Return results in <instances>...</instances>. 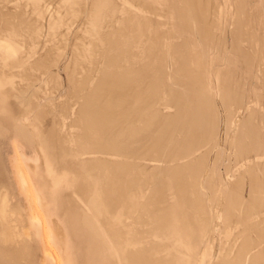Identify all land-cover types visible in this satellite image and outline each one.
<instances>
[{
    "label": "rangeland",
    "instance_id": "374dc122",
    "mask_svg": "<svg viewBox=\"0 0 264 264\" xmlns=\"http://www.w3.org/2000/svg\"><path fill=\"white\" fill-rule=\"evenodd\" d=\"M225 2L0 0V264H264V2Z\"/></svg>",
    "mask_w": 264,
    "mask_h": 264
},
{
    "label": "bare ground",
    "instance_id": "6f19581e",
    "mask_svg": "<svg viewBox=\"0 0 264 264\" xmlns=\"http://www.w3.org/2000/svg\"><path fill=\"white\" fill-rule=\"evenodd\" d=\"M234 1V0H233ZM264 2V0H261V2ZM224 2H225V0H224ZM227 2V1H226ZM225 2V3H226ZM227 3H229V2H227ZM226 3V4H227ZM258 3V2H257ZM256 3V4H257ZM233 4H235V2L233 3ZM262 4V3H261ZM258 5H259V3H258ZM225 6V5H224ZM232 6V5H231ZM223 7V6H222ZM233 7V6H232ZM235 7V6H234ZM246 7V6H245ZM237 8V7H236ZM262 8H264V7H262ZM232 9V8H231ZM243 9V8H242ZM241 9V10H242ZM259 9V8H258ZM224 10V9H223ZM226 10H229L228 9V6L226 7ZM225 10V11H226ZM237 10V9H236ZM239 10V9H238ZM246 10V9H245ZM244 10V16H245V12L247 13V11H245ZM260 10V9H259ZM262 10V9H261ZM260 10V11H261ZM225 11H223V12H225ZM260 11H259V13H260ZM222 12V13H223ZM226 12H228V11H226ZM264 12V11H263ZM229 13H231V10L229 11ZM233 13H234V11H233ZM237 13V12H236ZM227 15H229V14H227ZM234 15H235V13H234ZM239 15H240V13H239ZM261 15V14H260ZM264 15V14H263ZM223 16L225 17V14H223ZM231 16H232V14H231ZM246 16H248V15H246ZM226 17H228V16H226ZM250 17V16H249ZM223 18V17H222ZM240 18H241V16H240ZM245 19V18H244ZM247 19V18H246ZM245 19V20H246ZM223 22H226L225 21V19L223 18ZM232 20H234L233 18H232ZM232 20H230V22L232 21ZM241 20V23L243 24L244 23V21H242V19H240ZM248 21H249V19H248ZM245 23H246V21H245ZM247 23H250V21L249 22H247ZM260 23V22H259ZM225 24V23H224ZM262 24V23H261ZM226 25V24H225ZM250 25V24H249ZM223 28H224V26H223ZM243 28V27H242ZM221 29V28H220ZM250 31V30H249ZM242 32H243V30H242ZM208 34V33H207ZM221 34H223V33H221ZM246 34H247V32H246ZM250 35H252L251 34V32H250ZM250 35H249V37H250ZM11 36V35H10ZM204 36H205V34H204ZM209 36V35H208ZM207 36V37H208ZM242 36H243V33H242ZM244 37V36H243ZM209 39H210V37H208ZM208 38H207V40H208ZM230 38V37H229ZM257 38V37H256ZM204 39V38H203ZM251 39H252V36H251ZM205 40V39H204ZM247 40V39H246ZM221 41H223V40H221ZM248 41V40H247ZM253 41V40H252ZM209 42H210V40H209ZM250 42V41H249ZM247 43V42H246ZM252 43V42H251ZM253 43H254V41H253ZM252 43V44H253ZM228 44V43H227ZM211 45H212V43H211ZM242 45V44H241ZM215 46V45H214ZM239 46V45H238ZM244 46V45H243ZM248 46V45H247ZM256 46V45H255ZM258 46V45H257ZM257 46H256V50H257ZM212 47V46H211ZM223 47V46H222ZM250 47H251V45H250ZM248 48V47H247ZM254 48V47H253ZM0 49H5L6 51H4V54L6 55V56H15L16 54H17V52H18V48H17V41H15V40H13L12 39V37H9V38H5V39H1L0 38ZM214 49V48H213ZM249 49V48H248ZM261 49V48H260ZM244 50V49H243ZM250 50H251V48H250ZM210 47H209V54H210ZM225 51V50H224ZM246 52H247V54H249L250 52L248 51V50H245ZM254 51V50H253ZM212 52V51H211ZM252 52V51H251ZM260 52L261 51H259V54H260ZM222 53V52H221ZM227 54H228V52H226ZM262 53H263V49H262ZM223 54V53H222ZM256 54V53H255ZM254 54V55H255ZM215 55V54H214ZM251 56H252V54H250ZM264 55V54H263ZM263 55L261 56V57H263ZM228 56V55H227ZM250 56V57H251ZM257 56V55H256ZM236 57V56H235ZM225 58H226V56H225ZM238 58V57H237ZM252 58V57H251ZM130 59V58H129ZM223 59V58H222ZM236 59V58H235ZM246 59H248V56H245V60L244 61H246ZM259 59H260V57H259ZM232 60H233V58H232ZM248 60H250V59H248ZM248 60L246 61V62H248ZM252 60V59H251ZM251 60H250V62H251ZM256 60V59H255ZM261 60V59H260ZM133 61V60H132ZM225 61V60H224ZM262 61H263V58H262ZM262 61H261V63H262ZM211 62V61H210ZM238 62V61H237ZM134 63V62H133ZM249 63V62H248ZM252 63V62H251ZM263 63H264V61H263ZM213 64V63H212ZM243 65H245V63H242ZM247 64V63H246ZM133 65V64H132ZM210 65H211V63H210ZM253 65H254V63H253ZM255 65H258L257 63L255 64ZM131 66V65H130ZM239 66V65H238ZM260 66H262L261 67V69H262V71H263V65H261L260 64ZM250 67H253V66H250ZM258 67V66H257ZM245 68H247V67H245ZM244 68V69H245ZM253 69V68H252ZM218 70H220V69H218ZM248 70V69H247ZM251 70V69H250ZM258 70H259V68H258ZM239 71V70H238ZM241 71V70H240ZM259 72V71H258ZM217 73L218 72H215V74H216V76H217ZM239 73V72H238ZM264 73V72H263ZM249 75H252V74H250L249 73ZM248 75V76H249ZM215 76V77H216ZM241 76H242V74H241ZM260 76V75H259ZM262 77V76H261ZM218 78V77H217ZM244 78V77H243ZM249 78H250V76H249ZM263 78V77H262ZM258 79H259V77H258ZM257 79V80H258ZM222 80V79H221ZM263 80V79H262ZM260 81V80H259ZM258 81V82H259ZM218 82V81H217ZM216 82V83H217ZM264 82V81H263ZM219 83V82H218ZM218 83H217V85H218ZM233 85V84H232ZM234 86V85H233ZM260 86H263L264 87V85H263V83H262V85H260ZM262 88V87H261ZM260 88V89H261ZM216 89H217V86H216ZM261 91V90H260ZM218 92V91H217ZM264 92V91H263ZM240 93V92H239ZM264 93H262V96H264L263 95ZM225 97H226V94H225ZM260 98H262L261 96H260ZM226 99V98H225ZM244 100V99H243ZM223 101H224V99H223ZM233 101V100H232ZM256 101H257V99H256ZM261 101V100H260ZM246 102V101H245ZM225 103V102H224ZM234 103V102H233ZM237 103H238V101H237ZM258 103V102H257ZM256 105V104H255ZM237 106H238V104H237ZM256 106H258V104L256 105ZM262 106V105H261ZM250 107V106H249ZM231 108H233L232 106H231ZM234 108H235V103H234ZM247 108H248V106H247ZM262 108V107H261ZM263 108H264V103H263ZM245 109H246V107H245ZM240 111H241V109H240ZM239 113V112H238ZM237 114V113H236ZM235 114V115H236ZM240 114V113H239ZM244 129V128H243ZM233 138V137H232ZM235 138H236V135H235ZM254 143H256V142H254ZM241 144V143H240ZM244 145V144H243ZM256 148H259V147H256ZM261 148V147H260ZM245 149H243V151H244ZM252 150H253V148H252ZM252 150L250 151L251 153H252ZM43 151V150H42ZM254 151H255V149H254ZM255 152H257V151H255ZM255 152H253V154L255 153ZM44 153V152H43ZM239 153V152H238ZM246 153V152H245ZM45 155H46V158H47V154L46 153H44ZM252 155V154H251ZM258 158V157H257ZM256 157H254V159H257ZM263 158V157H262ZM243 159V158H242ZM36 160V159H35ZM49 160V159H48ZM259 160H260V158H259ZM256 161V160H255ZM243 162V161H242ZM245 162H246V160H245ZM247 162H248V160H247ZM246 162V163H247ZM260 162V161H259ZM257 163V162H256ZM242 165V167H243V164H241ZM52 166L53 165H51V164H49V162H47V161H45V160H43V162H42V164H40L39 163V160L37 159L36 161H34V164H33V174H34V176L37 178V176L36 175H38V178L39 177H42V175L44 176V177H46L47 179H48V181H47V185L48 186H41L42 188H40V186H38V181L37 182H34V184L36 185L35 187H36V193H32L31 195L33 196V198L35 199V200H37V201H39V204L38 205H42L43 206V208L44 209H46V208H48L51 212H53V207H52V205L51 206H49L50 204H48L47 202H45V201H43V199H42V194H41V191H40V189L43 191V189L44 188H47V194H48V197H49V199L51 200V202H52V200L54 199V194H55V191H56V188H57V177H58V174H55V170L52 168ZM245 166V165H244ZM249 167H250V165H248ZM39 167H42L43 169H44V171H42L43 173H41V171H40V173L38 172V168ZM20 168V167H19ZM18 168V169H19ZM246 169H247V167H246ZM18 171V170H17ZM20 171V170H19ZM21 171H22V169H21ZM248 172H250V170H248ZM21 173H24V172H21ZM19 175H20V173H19ZM18 175V176H19ZM22 175V174H21ZM20 175V176H21ZM32 175V174H31ZM56 175H57V177H56ZM60 175V174H59ZM19 176V177H20ZM23 176V175H22ZM60 178V177H59ZM62 178H64L63 176H62ZM31 179V178H30ZM30 179H29V181H30ZM38 180V179H37ZM61 180V179H60ZM59 180V181H60ZM31 181H33V180H31ZM20 182V181H19ZM27 180L23 177L22 178V185L24 186H21V187H23L24 189V191H25V186H27ZM257 183H259L260 185H261V183L260 182H256L255 181V184L257 185ZM31 185V184H30ZM258 187H259V189L261 188L259 185H257ZM253 187H254V189L256 188H258V187H255V185H253ZM28 188H29V186H28ZM28 188H26V190L28 189ZM32 188V187H31ZM254 189H252V191L253 192H258V191H254ZM255 189V190H256ZM29 190V189H28ZM258 190V189H257ZM30 192V191H29ZM5 193V192H4ZM27 194V193H26ZM29 195H30V193H28ZM27 194V195H28ZM29 195L27 196V198L29 197ZM30 195V198L29 199H31L32 198V196ZM4 196V195H3ZM1 197V196H0ZM255 197V196H254ZM253 197V198H254ZM26 198V199H27ZM258 198L259 197H257V198H255V200H258ZM262 198V197H261ZM4 199V198H3ZM264 199V198H263ZM262 199V200H263ZM1 200H2V198H1ZM34 200V201H35ZM244 200V199H243ZM259 200H261V199H259ZM31 201L33 202V199H31ZM254 201V200H253ZM252 201V205H254L255 203H256V205H257V202H253ZM4 203L6 202L5 201V199H4V201H3ZM3 202L2 201H0V204L2 203L3 204ZM32 202H29L30 204L32 203ZM36 202V201H35ZM41 202V203H40ZM263 202H264V200H263ZM34 203V202H33ZM32 203V204H33ZM259 203V202H258ZM30 204H28L29 205V208H28V216H29V222H28V224H29V229H30V231L29 230H26V228L24 229V227H22V231L21 230H18L19 229V225L17 226V225H15V223H14V225L11 227V228H13V229H15V230H17L16 232H15V241L16 242H18V243H20V241H22L24 238H26L25 236H27V238H30V237H32V234L33 233H38V231H39V225L41 224V218H40V216H39V214H38V212H36V211H34L33 209H32V207H31V205ZM264 204V203H263ZM256 205H254V206H256ZM4 206V210H3V212L2 213H0V217L2 218L3 217V219H4V217H5V205H3ZM33 206V205H32ZM263 206V205H262ZM36 207V206H35ZM34 207V208H35ZM37 208V207H36ZM263 208H264V206H263ZM49 210H45L46 212L47 211H49ZM258 211H260V209H257V211H256V213L258 212ZM264 211V210H263ZM262 213V212H261ZM23 214V213H22ZM22 214H21V216L18 214V216H20L21 217V219L19 220V221H21L20 223H21V225H23L24 223L22 222V221H24V217L22 216ZM258 215V214H257ZM260 216V215H259ZM19 217V218H20ZM258 217V216H257ZM256 219V218H255ZM5 220V219H4ZM7 221V220H6ZM27 221V220H26ZM25 226V225H24ZM211 228V227H210ZM52 235L53 234H51V237H52ZM8 238L6 237V240H7ZM29 240V239H28ZM251 240V239H250ZM250 240H248L249 241V243H250ZM246 241V240H245ZM257 242V241H256ZM243 243V242H242ZM241 243V244H242ZM246 243V242H245ZM249 243H246L245 245H243V247H242V245H241V247H242V250H238L239 252H240V254L238 255V258L237 259H235L234 257L236 256V254H235V256L233 257V261H231V263L229 262L230 260H228L227 259V261L229 262V264H232V262H233V264H235L234 263V261L235 260H237V263L236 264H238V262L240 261L241 263L240 264H249L250 263V260H251V258H252V256L254 257L255 256V249H256V246H257V244L259 243V242H257V244H255L254 243V245H256V246H252V243H253V241H252V243L249 245ZM241 249V248H240ZM257 250V249H256ZM237 251V252H238ZM232 254V253H231ZM253 254V255H252ZM46 255H47V257L49 258V259H51V260H53L54 259V257H53V254H52V251L50 250V248L49 247H47V250H46ZM228 257H230V259H232V257H231V255L230 256H228ZM254 259H256V258H254ZM242 261H243V263H242ZM253 261V260H252ZM251 261V262H252ZM253 262H255V261H253Z\"/></svg>",
    "mask_w": 264,
    "mask_h": 264
}]
</instances>
